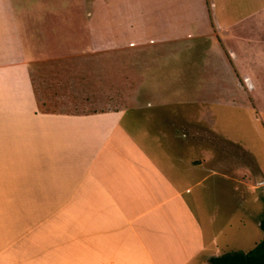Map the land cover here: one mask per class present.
<instances>
[{
  "label": "crops",
  "instance_id": "1",
  "mask_svg": "<svg viewBox=\"0 0 264 264\" xmlns=\"http://www.w3.org/2000/svg\"><path fill=\"white\" fill-rule=\"evenodd\" d=\"M33 24L27 2L0 0V264H208L262 240L240 189L264 181L237 173L236 145L211 143L202 111L154 95L39 109L32 66L61 49Z\"/></svg>",
  "mask_w": 264,
  "mask_h": 264
},
{
  "label": "rangeland",
  "instance_id": "2",
  "mask_svg": "<svg viewBox=\"0 0 264 264\" xmlns=\"http://www.w3.org/2000/svg\"><path fill=\"white\" fill-rule=\"evenodd\" d=\"M23 1L35 31L61 49L32 66L39 109L97 112L154 95L156 108L202 111L211 143L236 145L225 153L237 173L264 181V0ZM240 190L262 214L264 183Z\"/></svg>",
  "mask_w": 264,
  "mask_h": 264
},
{
  "label": "trees",
  "instance_id": "3",
  "mask_svg": "<svg viewBox=\"0 0 264 264\" xmlns=\"http://www.w3.org/2000/svg\"><path fill=\"white\" fill-rule=\"evenodd\" d=\"M263 212L259 219V227L264 234V196ZM208 264H264V237L247 252L237 251L212 257Z\"/></svg>",
  "mask_w": 264,
  "mask_h": 264
},
{
  "label": "water",
  "instance_id": "4",
  "mask_svg": "<svg viewBox=\"0 0 264 264\" xmlns=\"http://www.w3.org/2000/svg\"><path fill=\"white\" fill-rule=\"evenodd\" d=\"M218 26V25H217Z\"/></svg>",
  "mask_w": 264,
  "mask_h": 264
}]
</instances>
